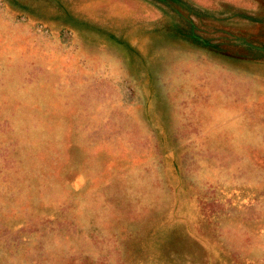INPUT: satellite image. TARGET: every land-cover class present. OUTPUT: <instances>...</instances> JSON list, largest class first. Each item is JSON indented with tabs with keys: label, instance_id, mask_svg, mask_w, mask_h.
I'll use <instances>...</instances> for the list:
<instances>
[{
	"label": "rangeland",
	"instance_id": "1",
	"mask_svg": "<svg viewBox=\"0 0 264 264\" xmlns=\"http://www.w3.org/2000/svg\"><path fill=\"white\" fill-rule=\"evenodd\" d=\"M0 264H264V0H0Z\"/></svg>",
	"mask_w": 264,
	"mask_h": 264
}]
</instances>
